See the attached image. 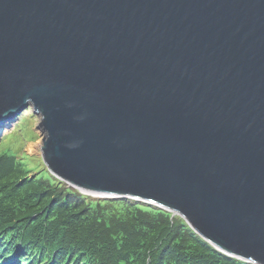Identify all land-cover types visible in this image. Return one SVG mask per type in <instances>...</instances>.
Wrapping results in <instances>:
<instances>
[{"label": "water", "instance_id": "95a60500", "mask_svg": "<svg viewBox=\"0 0 264 264\" xmlns=\"http://www.w3.org/2000/svg\"><path fill=\"white\" fill-rule=\"evenodd\" d=\"M95 197L264 264V0H0V132Z\"/></svg>", "mask_w": 264, "mask_h": 264}, {"label": "trees", "instance_id": "16d2710c", "mask_svg": "<svg viewBox=\"0 0 264 264\" xmlns=\"http://www.w3.org/2000/svg\"><path fill=\"white\" fill-rule=\"evenodd\" d=\"M0 264H254L230 257L179 215L95 197L0 153Z\"/></svg>", "mask_w": 264, "mask_h": 264}, {"label": "rangeland", "instance_id": "374dc122", "mask_svg": "<svg viewBox=\"0 0 264 264\" xmlns=\"http://www.w3.org/2000/svg\"><path fill=\"white\" fill-rule=\"evenodd\" d=\"M38 122L28 109L7 122L0 132V153L22 156L24 164L35 172L46 168L39 155L42 137L37 129Z\"/></svg>", "mask_w": 264, "mask_h": 264}, {"label": "bare ground", "instance_id": "6f19581e", "mask_svg": "<svg viewBox=\"0 0 264 264\" xmlns=\"http://www.w3.org/2000/svg\"><path fill=\"white\" fill-rule=\"evenodd\" d=\"M9 122H10V121H9ZM6 123H7V122H6ZM6 123H5V124H6ZM5 124H4V125H5Z\"/></svg>", "mask_w": 264, "mask_h": 264}]
</instances>
